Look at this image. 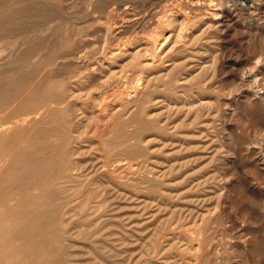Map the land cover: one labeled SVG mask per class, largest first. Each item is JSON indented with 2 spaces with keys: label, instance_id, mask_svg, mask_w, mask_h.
Returning a JSON list of instances; mask_svg holds the SVG:
<instances>
[{
  "label": "rangeland",
  "instance_id": "rangeland-1",
  "mask_svg": "<svg viewBox=\"0 0 264 264\" xmlns=\"http://www.w3.org/2000/svg\"><path fill=\"white\" fill-rule=\"evenodd\" d=\"M45 1L55 2V4H54L55 6L54 7L52 6V7L56 8V10L59 12L60 18L53 23L51 22L52 24L50 23V25L47 24L48 26L45 25L42 28V30L44 32L42 31V33H39V35L41 34L42 39L45 41V45H46V47L44 49L45 51H48V50L55 51L58 56L68 55L65 59H59L61 63H64V66H62V69H61V73L64 74V76H68L71 73L70 71H74V69H76V67L78 66V64H77V66H76V64L73 65L74 61L76 60L75 58L73 59V57L75 56L73 54L76 53L77 51L74 52V50L76 49V47H74V46L71 48L69 47L67 49H64V48H62L61 43L64 40L65 41H73L76 39L75 36H71V35H74V31H75L74 29L76 28V25H77L76 23H80V21H81L80 25L82 26L83 29H84L83 26L86 25L85 28L87 29V34L90 35V33L91 34L94 33L95 36L94 37L93 36L92 37L91 36L90 37L85 36L84 41L81 39L83 41L84 45L81 44L82 42H80V46L82 48L81 49L79 48V49L81 50L82 54L80 53L78 55H80L82 57L84 56L83 52L85 50L83 51V48H84L85 44L88 45V50L92 47L96 48V49L99 48L100 46H102L104 44V38H105L104 37L105 34L103 35L104 28H105L104 27L105 21L103 20L104 21L103 22L101 19L104 17V15H101L98 11H95L91 7L89 8V11H88V7H86V9H85V7H83V6H85V5L87 6V3H85V2H87L89 0H84V1L83 0H68V1L67 0H65V1L60 0L61 2H57L59 0H49V1L45 0ZM95 1H99V5H103V3L104 4L110 3L111 6L118 5V2H119V4H122V5L124 3V0H108V1L107 0H95ZM125 1L127 3H124V7L125 6H131V8H128L129 11H127V13L126 12L115 13L113 16V20H112L113 23H115L114 21L121 22L122 24L120 23L119 25H123V27H124L123 29H124L125 35L122 32V36H121L122 38H120V41H119L122 44V47H121L122 53L124 51H127L128 49L132 50V51L133 50L141 51L142 54L144 55V56H142V59L145 58L144 60L151 59L152 61H154L155 65H154V68L152 69V76L153 77L155 76V73L157 76L160 73H161L160 76L162 74H166L165 73V68H166L165 65L168 62L165 63V65H163V66H159L158 63H156V62H159L161 60L168 61L170 58V59L177 60V61L179 60L178 62H182V61L185 62L187 60V62L185 63V64H187V69L190 72L193 70V74H195V72L197 74H199L200 68L202 69V67H208L209 70H208V68L207 69L203 68L204 70L203 69L201 70L202 75H203V72L205 71V73H204L205 77L202 76L203 84H204V81L206 78L207 79L205 82H207L208 79H212V77H213V79L210 83L212 85L211 86L212 88H210V86L206 85V87H208V88H206V87L205 88L208 90H205L203 92L201 90V86H203V84L197 85L195 83L188 82L189 81L188 79H190V77L189 76L187 77V75H189L190 72L187 71L186 72L187 75L184 76L185 78H183V75H182L181 81L183 83L176 87L178 90L173 89V90L168 91V92H160V93L158 92L157 94H155V99H154L152 104H155L156 108L154 106L153 113H155V114L160 113L162 123H165L168 120L166 122V124H168L170 127L172 126L171 128H169V126H168L169 131L171 129H173L174 126H175V130H176L177 126L175 124H177L178 122L181 123V121H182V123L184 122V125H187V127L191 123H194L195 125L193 127L190 125L192 127L191 128L192 130H190L189 127L188 128L186 126L182 127L179 124V126H181L180 127L181 130L179 129L180 134L185 132L186 134L190 135V137H192V136H194V137L190 138L187 135L188 138L185 139L186 134L183 133L184 135H182V134L180 135L179 132H177L176 136H174V137H176V139L171 137V139H173V140L170 139V136H163L162 139H160V140L158 139L156 141V143H154V145H153L154 150L152 149L153 154L151 155V157H152L151 160L146 162L142 157L138 158L136 160V161H138L139 159L141 160V161L139 160L140 162L138 161L139 163H141L140 165H142L139 167H143V168H139L138 171H132L129 168H125V169H123V171L120 172V174H118L117 172L114 173V175L117 178L116 184L118 183V185L115 184V181L112 182L113 184L109 183L110 186L107 187V189H108V190H106L107 192H104L105 194L102 196V198H100V200H103V204L101 207H104L105 211L103 210L104 209L103 208L102 210L104 211V213L102 211H100V213L98 212L95 215L96 219H98L97 220L98 222H99L101 217H102V220H100V222H103L104 219H106V220L109 219L108 221L105 220L107 222V224L104 223L106 226H104L105 228L104 227L103 228L105 230L107 229V231H104V229H103L102 232L104 231V233H102V235L104 237L106 236L105 238H107V239L109 237H111L110 239H108V240H110V247H112L111 245L113 243H115V244H113V246H114V247H112L113 249L111 248L112 251L114 250L113 252L111 251V255H113L111 260H113L114 264H116V262L118 264H120V261L123 262V264H264V191H263L264 190V182H263L264 181V170H263L264 163L262 161L256 160L257 159L256 153L253 154L254 153L253 151H258L261 148L264 149V136H263L264 134H261V132L264 133V91H262V88L264 90V84H263V82H261V84L256 83V81L253 77L254 74L256 73L257 68H264V1L261 3V9L251 7V4L252 5L253 4H257V5L260 4L261 0H243V1H245V5H243L242 0H240V1L239 0H230V1L229 0H217V1L216 0H208V1L203 0V2L201 0V1H199L200 5H197L196 2H194V1H198V0H192V1L191 0H155L156 2L153 0H138V1L137 0L136 1L125 0ZM153 2H155V3H153ZM159 2H161V3H159ZM164 2H167L169 5L166 3H165L166 5L163 4ZM228 2L230 5L228 4ZM83 3H85V5ZM142 3H143V5H142ZM156 3L158 5L161 4L160 5L161 7L159 6V8H157L158 5ZM181 3H182V5H181ZM134 4H135V6H134ZM145 4H146V6H145ZM193 4L195 5V9H197L199 7L197 9V11H195ZM136 5H137V7H136ZM178 5H179V7H178ZM218 5H222V6H220L219 10H218V8H219ZM203 6H205V7H203ZM66 7H68V8L66 9ZM132 7H134V9L135 8L136 9L134 10ZM140 8H144L146 10L143 11L144 9L141 10ZM61 9H62V11H60ZM148 9H150V10H148ZM257 9H259V10H257ZM81 10H82V12H81ZM130 10H132V11L130 12ZM152 10L153 11L157 10L156 11L157 17L155 16V13H154L155 11L153 12ZM200 10H201V12H200ZM84 11H85V14L89 15L86 18L88 20V23L84 22ZM158 11L159 12L161 11L162 13L160 12L161 13L160 14ZM221 11H223L225 13L223 16H221V17H215L214 16L213 12L219 13ZM76 12H79L78 13L79 15ZM90 12H92V13H90ZM96 12H97V14H96ZM147 12H149V13L147 14ZM191 12H193V13H191ZM67 13L69 15L72 14L71 17ZM128 13H129V15H128ZM151 13H154V15H152ZM93 14H95L96 17ZM133 14L137 15L136 16L137 18L138 17H141V18L143 17L142 19L146 18L145 23H143V27H139V28L134 27L135 28L134 29L133 27H130V25L128 26V24L130 22V20H128V18L131 17ZM157 14L158 15H164V16H158ZM62 15L64 18L63 21H62ZM77 15L79 16V18H77L78 17ZM116 15L118 16V18L116 17ZM127 15H128V17H127ZM151 15L155 16L152 18L153 19L152 21H151V17H152ZM191 15L192 16L194 15L193 17H195V18L192 17L194 20L191 18ZM133 17L134 16H132V18ZM200 17H202V18H200ZM149 18H150V21H147V20H149ZM170 18H173V19L171 20ZM92 19L94 22L91 21ZM96 19L98 20V22ZM125 19H127V20H125ZM183 19H184V22L182 21ZM195 19H197V20H195ZM199 19L202 20V22ZM75 20H76V22H75ZM162 20L163 21L168 20L167 21L168 23H166V21L163 22ZM156 21H157V24H156ZM169 21L171 22V24ZM186 21L190 22L191 24L189 23V25H186ZM194 21H196L197 23L196 22L194 23ZM204 21H206V22H204ZM227 21H229L228 22L229 24L227 23ZM90 22H91V24H90ZM146 22H147V24H146ZM210 22L212 24V27H211ZM83 23L84 24L86 23V24L84 25ZM152 23H153V25H152ZM154 23H155V25H154ZM181 23H185V24H183L185 26H183ZM87 24H89V25H87ZM180 24L182 25L183 29H181ZM144 25H146V27ZM205 25H207V26L209 25L211 27L210 30L207 29L208 27ZM213 25L214 26L216 25V26L213 27ZM231 25H233V26H231ZM88 26H90L89 28H92V29L89 30V28H87ZM177 26H179V27H177ZM57 27H59V28H57ZM127 27L129 29H127ZM45 28H47V29H45ZM125 28H126V30H125ZM204 28L207 30L203 31ZM49 29H51V30H49ZM224 29H226V30H224ZM174 30H175V32H173ZM182 30H183V32H182ZM48 31H50V32H48ZM70 31H71V33H70ZM93 31H95V32H93ZM125 31H127V32H125ZM179 31L181 32V35H180ZM47 32L50 34H48ZM68 32L70 34H68ZM178 32H179V35H178ZM43 33H45V34L43 35ZM59 33H62V34L58 35ZM200 33L201 34L204 33V34L199 35ZM206 33H207V36H206ZM64 34H66V35H64ZM213 34H214V36H217V38L214 37ZM195 35L196 36L198 35V36L195 37ZM186 36H188L189 38ZM155 37H156V39H155ZM179 37L181 38V41H180ZM13 38L11 36L8 40L6 39V43H8V44L5 45L4 48L0 49V52H1L0 53V71L2 70L4 72V70H6V69H13L15 67L14 59L17 57V55L18 56L21 55L24 52V50L26 49L25 47H27V44L23 43L24 42V35L22 37L20 35L15 36V37L13 36ZM174 38H176L178 40V42ZM191 38H195L194 39L195 41L193 42V39L191 40ZM196 38L198 39V41ZM200 38H202V39L200 40ZM185 39H187V40H185ZM153 40L156 42L157 46L159 45L160 49H158L154 52L151 50V52L146 53V56H145L144 53L146 51L145 50L146 48H144V47L147 44L150 45V43ZM85 41H87V42H85ZM47 42H48V44H47ZM179 42H180V44H177ZM19 43H20V46H19ZM78 44H79V42H78ZM189 44H191V46ZM90 45H91V47H90ZM181 45L183 48L181 47ZM184 46H186V47H184ZM178 47L179 48L181 47L182 49L180 48L181 50H179ZM169 48H170V51H168ZM71 49H72V51H71ZM3 50H4V52H3ZM166 50H167V52L170 53L171 56L169 55V53L166 52ZM171 50L172 51L174 50V51L172 52ZM197 51H198V53H195ZM176 52H178V53H176ZM13 56H15V58ZM161 57H162V59H161ZM126 58H127V56L124 58H118L117 59L118 62L113 65L114 71L116 73L121 71L122 65H124L128 61V60H126ZM186 58H188L189 60ZM183 59H185V60H183ZM202 59L204 60V62L205 61L206 62L205 63L200 62V60L203 61ZM122 61H123V63H122ZM257 61H258V63H257ZM109 62H113V60H109ZM197 62H199V63H197ZM171 63L172 62H169V64H171ZM203 63H204V65H202ZM207 63L209 64V66ZM5 64H7V65H5ZM196 64H199L198 65L199 67ZM67 65L69 66V68H66ZM252 65H253V67H252ZM191 66H192V68L189 69L188 67H191ZM193 67L195 69H193ZM211 68H213V69L210 70ZM127 69L131 70V68H129V67ZM250 69L251 70L253 69L252 73H250L251 72ZM155 70H157V71H155ZM201 71H200V73H201ZM208 71H209V74H208ZM9 73L12 74L11 71ZM128 74H131V72H128ZM207 74H208V76H207ZM240 74H242V75H240ZM118 75H121V74H118ZM162 76L165 77V75H162ZM141 77H144V73L139 75V77H137V78H141ZM166 79H167V77H166ZM101 80L103 81V79H101ZM73 81H76V78ZM97 81H98L97 85L99 87L97 86L98 88L97 87L94 88L93 95L101 96V91L99 93V92H97V90L99 91V89L101 88L100 90H102L103 92H106V90L109 89L108 83H105L104 84L105 88H103V87H101V85H102L101 82L99 80H97ZM137 83L138 82L135 81V85ZM140 83H142V84H140ZM140 83H138L139 85L137 87L141 89L144 86V80L143 79L140 80ZM99 84H101V85H99ZM106 84H107V86H105ZM83 85H85V86H82V88H85V87L87 88L88 83L87 82L83 83ZM160 85H162V84H158V87ZM160 87H162V86H160ZM95 89H96V92H95ZM187 89H190V90L188 91ZM160 90H161V88H160ZM186 90H187V92H189L188 95H187ZM215 90L217 92H214ZM164 95H166V96H164ZM197 95H199V96H197ZM105 96L108 97L107 94H105ZM186 96H188V100H187ZM195 96L198 98L202 97V96L205 97V98L202 97L203 99L201 101L202 102L203 101L204 102L210 101L209 103L210 104L212 103L211 105H213L211 107L212 109L210 110L209 107H208L209 109L207 108L208 104L205 107L206 109L203 106L204 104L202 105L203 106L202 107L200 105L201 101L198 100V98L195 99ZM246 96H248V97L246 98ZM262 96H263V98H262ZM166 97H168V98H166ZM215 97H216V99H215ZM240 97L242 99H240ZM249 98H251V100H249ZM175 99H176V101H175ZM185 99L187 101V104H186ZM245 99H248V101ZM165 100H166V102H165ZM195 100H197L198 102H196ZM157 101H158L159 106L157 105ZM159 101L161 103L162 102L163 103L161 104ZM170 101H171V103H168ZM109 102H111L110 98H109ZM154 102H156V103H154ZM199 102H200V104H199ZM213 102H214V104H213ZM215 102H218V106H220V107L216 108V106H214ZM235 102L237 104H235ZM249 102H252V103H249ZM81 103H82V101H81ZM84 103L87 105L90 103V101L88 103V101L84 100ZM164 103H166V104H164ZM172 103L174 106L172 105ZM189 103H191V104H189ZM194 104H197V105H194ZM198 104H199V107H201V111L208 112L206 110H209L211 113L208 112L207 114H209V115L215 114L216 117H213V115H210V116L206 115V113H203L201 111H200V113H198V116L201 115V118L196 116L197 113L195 112V110L198 107ZM230 104H232V106L229 107ZM148 105H150V103H148ZM161 105H164V106H161ZM178 105H180V106H178ZM258 106H260L262 108H259ZM168 107H169V109H168ZM172 107L173 108L175 107L174 108V111L176 110L175 112L178 111L177 114L173 110H172L173 113L171 112ZM180 107H181V110H180ZM182 107H183V109H182ZM193 108H194V111H192ZM218 108L220 110H224V111L226 110L228 112V114H227L228 116L226 115V117H225L224 115L217 113L216 110H218ZM95 109L97 110L98 108H95ZM159 109L162 111H160ZM163 109L164 110L168 109V110H166L167 112L166 111L164 112ZM187 109H188V112L190 115L187 114ZM166 113L168 114V117L165 118V116H167ZM202 113H203V115H202ZM186 114H187V116H186ZM230 114H232V115H230ZM171 116L174 118H171ZM195 116L197 117V120L199 119V122H197V120H195L196 119ZM193 117L195 119H193ZM171 119H173V120H171ZM174 119H177L178 121L174 120ZM211 119H213L214 122ZM164 120H166V121H164ZM210 120H211V122H210ZM217 120H219V121H217ZM221 120H223V122ZM191 121H194V122H191ZM203 121L205 123H203ZM186 122H187V124H186ZM209 122L212 123L213 126L210 125ZM219 122H220V125H222V126L218 125ZM173 123H175L174 126H173ZM224 123L227 126V130L222 129ZM83 125H82V132L85 134V136L86 135L89 136V134H90L89 137L92 136L90 138L91 140L90 139L89 140L91 142L93 141L92 143L94 145L96 144L97 145V146L95 145L96 147H99V145L101 144L100 143L101 140H104V138H107L108 134H113V132H115V130L116 131L118 130L117 129L118 126H117L116 121H114V123H113L112 120L107 121V119H102L100 117L95 118L92 121L84 122ZM209 125H210V127H209ZM112 126L114 127L115 130L112 128ZM195 126L197 129L195 128ZM200 126H201V128H200ZM208 129H209V131H208ZM217 129H219V130H217ZM111 130H114V131L111 132ZM175 130H173V132H175ZM201 130L203 131V133H201L202 132ZM213 130H215L214 133H213ZM86 131H87V134H86ZM97 131H98V133H97ZM108 131H109V133H108ZM235 131H236V133H235ZM248 131H249V133L247 134ZM170 132H172V131H170ZM192 133H193V135H192ZM199 134H200V136H198ZM100 135H101V137H100ZM178 135H179V137H177ZM208 135H211V136H208ZM196 136H198V137H196ZM179 138L183 141L185 140L184 143H182L183 141L178 140ZM167 140H171V141H173V143L171 141L169 142ZM232 140H234V142ZM159 141H162V142L165 141L167 143L166 147H165V144H166L165 142L163 145V143H161V142L159 143ZM91 142L88 144L90 145ZM177 142L180 143V145H178ZM230 142H232V143H230ZM262 143H263V145H262ZM175 144H176V146H175ZM83 145H84V143H83ZM238 145H239V147H238ZM85 146H87V142L85 143ZM246 146H248L247 149H246ZM159 147H160V152H158ZM155 148L157 151H155ZM196 148H198V149H196ZM252 148L253 149L255 148V149L253 150ZM248 149L251 150L253 153L250 152ZM237 151H239V152H237ZM248 154H250V155H248ZM262 154L264 156V151L262 152ZM195 156L199 157L201 160ZM200 156H202V158ZM190 157L192 159L194 158L193 161ZM92 158L95 159L94 160V167L96 166V169H98L101 165L100 164L101 157H100L99 151H97L95 149V151L92 154ZM158 158L160 159V161H158L159 160ZM189 158L191 161L187 160ZM195 158H196V160H195ZM197 159H198V161H197ZM153 160L154 161L157 160L158 162L156 161L157 162L156 163ZM168 160H170L169 161L170 163L168 162ZM171 161H172V163H171ZM177 161H179V162H177ZM184 161H185V163L187 161V163H186L187 167L185 166ZM188 161H190L191 164ZM176 162H177V164L173 165ZM259 162H262L263 164H261V163L259 164ZM178 163H180L179 166H178ZM254 163H256L258 165V166H256V168H254L255 167ZM169 164H172V166L171 165L169 166ZM251 164L252 165L254 164V165L252 166ZM116 165L117 164H114V166H116ZM180 165L182 166L181 168H180ZM261 165H262V168L260 167ZM177 166H178V168H177ZM183 166H185V168ZM151 167L157 169V171H155V169H151ZM165 168L168 171H166ZM253 168H254V170H253ZM258 168H260V169H258ZM96 169L94 168L93 171H96ZM115 169H116V167H113L112 171L114 172ZM159 170H161V171H159ZM257 170L259 171V175H261L260 177L256 176V174L258 172ZM162 171L164 174H166V172L168 173V174H166L167 177L164 175L165 176L164 179H162L163 174L160 173ZM193 171H195V172H193ZM184 173H187L188 176L186 177V174H184ZM189 173L191 174L192 177L189 175ZM193 173L196 175L194 176ZM169 174H171L172 177ZM182 174H184L185 176ZM201 174L203 176H201ZM189 176H190V178H189ZM207 176H208V179L211 176H213V178L215 176V178L213 179V181L210 182L209 180H212V177L208 180V179H206ZM127 177H128V179H127ZM147 177L149 179H146ZM193 177H194V179H193ZM217 177H218V180L215 181L217 179ZM173 178H175L176 180ZM181 179H184V181L183 180L181 181ZM205 179L207 180L206 182H204ZM129 180L130 181L133 180L134 183H131ZM137 180H139V181L137 182ZM154 180H157V184H154L155 186H153V188L155 187L154 188L155 190L153 188H151L152 187L151 184L153 185ZM158 180H160L161 182H158ZM174 180H175V182H174ZM199 180H201V181H199ZM222 180H223V182H222ZM107 181L108 180H106V182ZM249 182L250 183L252 182V185ZM126 183L129 185H127ZM148 183H150V185ZM160 183L161 184L163 183L162 184L163 186H161ZM164 183H165V188H164ZM168 183L170 184L169 187H168ZM171 183L173 185L174 184L175 185L173 186ZM201 183H205L206 185L201 184ZM177 184H179V185L177 186ZM249 184L251 186H249ZM125 185H127L128 187H126ZM148 185L151 187H149ZM156 185H157V188H156ZM166 186L168 187V190H167ZM219 186H221V187H219ZM248 186H249V188H248ZM223 187H225V188H223ZM160 188H161V190H163V191L160 190L161 193L159 192V190H156V189H160ZM144 189H145V191H144ZM152 189H153V191H152ZM189 189L191 192L189 191ZM202 189L205 191H203ZM150 190H151V192H153L152 194H151ZM200 190H202V191H200ZM222 190L225 192H223ZM146 191L148 194L146 193ZM157 191H158V193H157ZM167 191H168V193H167ZM261 191H262V193H261ZM162 193H164L166 195L165 201H164V198L161 197V195H160ZM171 193L172 194L174 193L175 195H178V196L176 197L174 194L172 196ZM144 194H146V195L144 196ZM106 195H107V197H106ZM149 195H151L150 199H152V200H150L148 198ZM152 195L157 197V200H159L158 198H160V200H159L160 202L159 201L157 202L156 198H154V197L152 198ZM167 195H169L171 197V198L169 197L171 199V201H170V199H167L168 198ZM196 195H199V196L196 197ZM161 198H163V200ZM166 199L169 201H167ZM104 202H105V204H104ZM164 202H166V204ZM218 202H220V203L218 204ZM219 205H220V208L218 207ZM209 211H211V212H209ZM106 212H108V213H106ZM109 221L112 223H110ZM119 223H121V224L119 225ZM108 224H109V227H108ZM110 224L113 226L110 227ZM116 225L119 226L120 228L117 227ZM122 225H124V228L122 227ZM121 228H122V230H121ZM122 231H123V233H122ZM108 232L111 234V236H110V234H108ZM125 232H127V233H125ZM119 234L121 235L122 239L124 238V240L120 239ZM108 235H109V237H107ZM122 235H124L125 237L124 236L122 237ZM155 238H157V240L159 238V240L157 241ZM113 239H115V240L113 241ZM118 239L121 240V244H120V240L117 242ZM78 240H79V247H81V248H79L78 245H76L77 247H75V248H77V250L79 249L78 253L80 255V253L83 254V252L86 251L87 247L85 246L83 241L80 242V239H78ZM111 240L113 241V243H111L112 242ZM154 241L156 242V244L154 243ZM155 245H156V249H154ZM83 246H85V248ZM118 246H120V247H118ZM82 247L84 248L85 251L83 250ZM108 249H109V247H108ZM89 251L88 252L86 251L85 254H83L84 259L80 258V260H84L85 262L87 261L88 264H89V262H93V261H89V259H92V258L94 259V256L91 255L92 253ZM120 252H121V255H120ZM86 253L88 255H89V253H91L89 256H86L88 258V260L85 257V255H87ZM153 253H154V255H153ZM82 254H81V256H82ZM149 254H150V256H148ZM118 255H119V257H118ZM90 256L91 257L93 256V257L90 258ZM116 256L118 258H116ZM117 259H118V261H117ZM87 262L85 264H87ZM96 262H98V260ZM95 263H91V264H95Z\"/></svg>",
  "mask_w": 264,
  "mask_h": 264
},
{
  "label": "bare ground",
  "instance_id": "bare-ground-1",
  "mask_svg": "<svg viewBox=\"0 0 264 264\" xmlns=\"http://www.w3.org/2000/svg\"><path fill=\"white\" fill-rule=\"evenodd\" d=\"M134 1H136V0H134ZM153 1H155V0H153ZM199 1H201V0L194 1V2H196L197 5H200ZM263 1L264 0H261L260 4H258V5L257 4H253V5L251 4V7L261 9V3ZM57 2H61V1L59 0ZM155 2H153V3H155ZM202 2H203V0H202ZM85 3H87V6L85 5ZM85 3H83L85 5L83 7H85V9H86V7H88V11H89V8L91 7L95 11H98L101 15H104L103 18L100 17L102 19V21L103 20L105 21V22L104 21L103 22L106 25V26L104 25L105 28H104V33H103V35L105 34L104 35V37H105L104 38V44L97 49L92 47L89 50H88V45L85 44V46L83 48V51L84 50L86 51V52L85 51L83 52L84 56L82 57V56L78 55L81 53L80 49L82 47L80 46V42H82L81 44H83V41L85 40L84 37L85 36H87V37L88 36L89 37L95 36L94 33L93 34L90 33V35L87 34V29L85 28L86 27L85 24L88 23V20L86 18L89 15L85 14V11H84V22H86L85 24L83 23L85 25V26H83L84 29L80 25L81 21H80V23H76L77 25H76V28L74 29L75 30L74 35H71V36H75L76 39L73 41H65L64 40L65 42L63 41L61 43L62 48L67 49L69 47L71 48L74 46V47H76L74 52L77 51L74 54L72 52L71 53L73 55H75L74 57L72 56L73 59L74 58L76 59L74 61V63L72 62L73 65L76 64V66H77V64H78V66L76 67V69H74V71L69 70L71 73L68 76H64V74L61 73V69H62V66H64V63H61L59 59H65L68 55L58 56L55 51H52V50L45 51L44 50L46 47L45 41L42 39L41 34L39 35V33H42V31H43L42 28L45 25L48 26L47 24L50 25L51 22L53 23L60 18L59 12L56 10V8H53L55 6L54 5L55 2H47L45 0H0V49L4 48V46L8 44V43H6V39L8 40L11 36L13 38V36L15 37V36L20 35L22 37L24 35V42L23 43L27 44V47H25L26 49L24 50V52L21 55L18 56L16 54L17 55L16 58H15V56H13L15 58L14 59L15 67L13 69H6V70H4V72L2 70H1L2 72L0 71V264H85L87 261L85 262L84 260H80V258L84 259L83 254H85V252L86 251L88 252L89 250H90L89 252L92 253V254L89 253V255L91 254L94 256V259L92 258L93 256L92 257L90 256V258H92L93 260L89 259V261H93V262H89V264L95 263L97 260H98V262H96L95 264H98V263L99 264H114L113 260H111V258L113 257V255H111V251L113 249L112 247H114L113 244H115V243H113V241L115 239H113V241L111 240L112 241L111 243H113V244L111 245L112 247H110V240H108V239H110L111 237H109V235H108L107 237H109V238L107 239V238H105L106 236L104 237L102 235V233H104V231H107V229L106 230L104 229L105 228L104 226H106L104 223L107 224L106 221H108L109 219L108 220L104 219L103 222H100V220H102V217L101 218L99 217L100 218L99 222L101 223L100 224L97 221L98 219H96V216H95L98 212L100 213V211H102L104 213V211H105V208L101 207L103 204V200H100V198H102V196L105 194L104 192H107L106 191V190H108L107 187L110 186L109 183H112L115 181V184H116L117 178L114 175L115 172L120 174V172L123 171V169H125V168H129L132 171H138L139 168H143V167H139V166H142V165H140L141 163H139L141 160L139 159L140 160V161L138 160L139 162L136 160L138 158H141V157L146 162L151 160L152 159L151 155L153 154L152 149L154 150L153 145H154V143H156V141L158 139L159 140L162 139L163 136H170V139H171V137L176 139V137H174V136H176L177 132H179V134H180V131H179V129L181 130L180 127L181 126L187 127V125H184V122L182 123V121H181V123L183 125L179 122L177 123L178 125L173 123V126H174V124L177 126V128H176L177 131L175 130V126H174V128L170 130L172 132H170L169 128H171L172 126L170 127L168 124H166V122L168 121L167 119H166L167 121L164 120V121H166L165 123L161 122L160 113L158 111L157 112L159 114L153 113L155 104H152L154 99H155V94H157L158 92L159 93L160 92H168V91H171L173 89H177L176 87L183 83L181 81L182 75H183V78H185L184 76L187 75L186 72L189 71L187 69V64H185L187 62V60L185 62L184 61L178 62L179 60L177 61V60H173V59L169 58L168 61L161 60L159 62H156V63H158L159 66H163V65H165V63L168 62L166 64L167 66L165 65V67H166L165 73L166 74H162V75H165V77H164L162 75L160 76L161 73L158 74V76L155 73V76L153 77L152 76V69L154 68V65H155L154 61H152L151 59H146V60H144L145 58L142 59V56H144V55L142 54L141 51H135V50L132 51V50L128 49L127 51H124L122 53V49H121L122 44L119 41H120V38H122L121 37L122 32L125 35L124 29H123L124 27H123V25H119L121 22H117V21H114L115 23L112 22L113 16L115 13H117V12L118 13L119 12H123V13L126 12L127 13V11H129L128 8H131V6H125L124 7V3H127L125 0H124L123 5L119 4V2H118V5H116V6H111L110 3H105V4L103 3V5H99V1H95V0H89ZM159 3H161V2H159ZM165 3L168 4L167 2H164L163 4H165ZM242 3H243V5H245V1H243ZM228 4H229V2H228ZM142 5H143V3H142ZM160 5H158L157 8H159ZM181 5H182V3H181ZM134 6H135V4H134ZM145 6H146V4H145ZM193 6L195 9L194 4H193ZM220 6H222V5H218V7H219L218 10L220 9ZM136 7H137V5H136ZM178 7H179V5H178ZM203 7H205V6H203ZM67 8L68 7H66V9ZM132 8L134 9V7H132ZM140 9L142 10L144 8H140ZM197 9H195V11H197ZM145 10L146 9H144L143 11H145ZM148 10H150V9H148ZM201 10H200V12H201ZM257 10H259V9H257ZM60 11H62V9ZM131 11L132 10H130V12ZM156 11L154 12L155 16L157 13ZM81 12H82V10H81ZM76 13L78 14L79 12H76ZM90 13H92V12H90ZM129 13H128V15H129ZM148 13L149 12H147V14ZM154 13H151V14L154 15ZM191 13H193V12H191ZM96 14H97V12H96ZM213 14L215 17H221L225 13L223 11H221L219 13L213 12ZM71 15H69V16L71 17ZM93 15L96 17L95 14H93ZM128 15H127V17H128ZM132 16H134V17L132 18ZM132 16L128 18V20H130L128 26L130 25V27H133V28L134 27L135 28L143 27V23H145L146 18H144V19H142L143 17L137 18L136 17L137 15H135V14H133ZM155 16L151 17V21L153 20L152 18ZM158 16H164V15H158ZM193 16L191 15V18ZM116 17L118 18L117 15H116ZM202 17H200V18H202ZM77 18H79V16ZM193 18H195V17H193ZM63 19L64 18L62 15V21H63ZM93 19L91 21H93ZM170 19L172 20L173 18H170ZM184 19L182 20L183 22H184ZM197 19H195V20H197ZM125 20H127V19H125ZM147 21H150V18ZM165 21H166V23H168L167 22L168 20H165ZM165 21H163V22H165ZM200 21L202 22V20H200ZM75 22H76V20H75ZM97 22H98V20H97ZM195 22L196 21H194V23ZM204 22H206V21H204ZM228 22L229 21H227V23ZM189 23L190 22L186 21V25H189ZM90 24H91V22H90ZM146 24H147V22H146ZM156 24H157V21H156ZM170 24H171V22H170ZM181 24L183 25L185 23H181ZM210 24H211V22H210ZM87 25H89V24H87ZM152 25H153V23H152ZM154 25H155V23H154ZM182 25H181V29H183ZM90 26H88L87 28H89ZM144 26L146 27V25H144ZM183 26H185V25H183ZM205 26H207V25H205ZM215 26L213 25V27H215ZM231 26H233V25H231ZM59 27H57V28H59ZM177 27H179V26H177ZM207 27H208L207 29L210 30V28L212 27V24H211V27L209 25ZM45 29H47V28H45ZM90 29H92V28H89V30ZM127 29H129V28L127 27ZM207 29L204 28L203 31L207 30ZM49 30H51V29H49ZM125 30H126V28H125ZM224 30H226V29H224ZM95 31H93V32H95ZM48 32H50V31H48ZM125 32H127V31H125ZM173 32H175V30ZM179 32H178V35H179ZM182 32H183V30H182ZM70 33H71V31H70ZM70 33L68 32V34H70ZM207 33H206V36H207ZM44 34L45 33H43V35ZM48 34H50V33H48ZM61 34L62 33H59L58 35H61ZM202 34H204V33H202ZM202 34L200 33L199 35H202ZM64 35H66V34H64ZM180 35H181V32H180ZM188 36H186V37H188ZM197 36L195 35V37H197ZM213 36H214V34H213ZM214 37L217 38V36H214ZM155 39H156V37H155ZM174 39H176V38H174ZM187 39H185V40H187ZM192 39L194 42L195 38H191V40ZM201 39L202 38H200V40ZM180 41H181V38H180ZM197 41H198V39H197ZM78 42H79V44H78ZM85 42H87V41H85ZM177 42H178V40H177ZM47 44H48V42H47ZM177 44H180V42ZM189 45L191 46V44H189ZM19 46H20V43H19ZM90 47H91V45H90ZM181 47H182V45H181ZM184 47H186V46H184ZM144 48H146L145 49L146 51L144 53L145 56H146V53L151 52V50L154 52V51L160 49L159 45L157 46V44L154 40L150 43V45L147 44ZM180 48H179V50H181L183 47L181 49ZM71 51H72V49H71ZM168 51H170V48ZM3 52H4V50H3ZM166 52H167V50H166ZM167 53H169V52H167ZM176 53H178V52H176ZM195 53H198V51ZM169 55H170V53H169ZM126 56H127L126 60H128V61L124 65H122L121 71L116 73L114 71L113 65L118 62L117 61L118 58H124ZM161 59H162V57H161ZM186 59H188V58H186ZM109 60H113V62H109ZM183 60H185V59H183ZM169 62H172V63L169 64ZM200 62H204V60L203 61L200 60ZM122 63H123V61H122ZM197 63H199V62H197ZM204 63L202 65H204ZM257 63H258V61H257ZM5 65H7V64H5ZM196 65L198 66L199 64H196ZM208 66H209V64H208ZM128 67L131 68V70H128L127 69ZM252 67H253V65H252ZM66 68H69V66L67 65ZM188 68L190 69V68H192V66L188 67ZM203 68L207 69L208 67H202V69ZM193 69H195V68L193 67ZM202 69L200 68V71ZM212 69L213 68H211L210 70H212ZM208 70H209V68H208ZM252 70L250 69V71H251L250 73H252ZM10 71L12 74L9 73ZM155 71H157V70H155ZM200 71H199V74H197L196 72H195V74H193V70L191 72L189 71L190 73H189V75H187V77L189 76L190 79H188L189 80L188 82L195 83L197 85L198 84L202 85L203 84L202 76H204L205 71L203 72V75H202V71H201V73H200ZM128 72H131V74H128ZM142 73H144V77L137 78ZM118 74H121V75H118ZM208 74H209V71H208ZM208 74H207V76H208ZM240 75H242V74H240ZM166 77H167V79H166ZM253 77H254L256 83L261 84V82H263V84H264V68H257L256 73L254 74ZM75 78H76V81H73V80H75ZM101 79H103V81ZM142 79L144 80V86L142 85L143 87L140 89L137 86L139 85L138 83H140V80H142ZM206 79H205V81H206ZM212 79H213V77H212ZM212 79H208L207 82L204 81L203 86H201V90L203 92L205 90H208V89H206V88H208V87H206V85H208V86H210V88H212L211 87L212 85L210 84ZM97 80H99L101 82L102 85L101 84H99V85H101V87H103V88H105L104 84L108 83L109 89H107L106 92H103L102 90H100L101 88L99 89V91L97 90V92H99V93L101 91V96L93 95L94 88L98 86ZM135 81L138 82L136 85H135ZM86 82L88 83L87 88L86 87H85L86 89L82 88V86H85V85H83V83H86ZM140 84H142V83H140ZM158 84H162V85H160L162 87H160V86L158 87ZM105 86H107V84ZM160 88H161V90H160ZM187 90L189 91L190 89H187ZM187 90H186V92H187ZM262 91H264L263 88H262ZM95 92H96V89H95ZM214 92H217V91L215 90ZM105 94H107L108 97H106ZM188 94H189V92H187V95ZM164 96H166V95H164ZM197 96H199V95H197ZM202 97L198 98L195 96V99L198 98V100L201 101L203 98H205V97H203V98ZM247 97L248 96H246V98ZM109 98H110L111 102H109ZM166 98H168V97H166ZM186 98L188 100V96H186ZM251 98H249V100H251ZM262 98H263V96H262ZM215 99H216V97H215ZM240 99H242V98L240 97ZM84 100L88 101V103L90 101V103L86 105L84 103ZM245 100L248 101V99H245ZM81 101H82V103H81ZM175 101H176V99H175ZM185 101H186V99H185ZM195 101L198 102L197 100H195ZM165 102H166V100H165ZM207 102L208 101H206V102L201 101V104H200V102H199V104L201 106L204 104L203 105L204 108L208 104L207 108L209 107L211 110L212 109L211 107L213 105H211L212 103L211 104L209 103L210 101L208 103ZM148 103H150V105H148ZM154 103H156V102H154ZM168 103H171V101ZM249 103H252V102H249ZM164 104H166V103H164ZM186 104H187V101H186ZM189 104H191V103H189ZM199 104L195 110V112L197 113L196 116H198V113H200V111H201V107H199ZM213 104H214V102H213ZM235 104H237V103L235 102ZM157 105H158V101H157ZM172 105H173V103H172ZM194 105H197V104H194ZM161 106H164V105H161ZM178 106H180V105H178ZM214 106H216V108L220 107V106H218V102H215ZM230 106H232V104H230L229 107ZM258 107L262 108L260 106H258ZM95 108H98V109L96 110ZM155 108H156V106H155ZM174 108L173 107L171 108V112H172V110L174 111ZM168 109H169V107H168ZM168 109H166V110H168ZM182 109H183V107H182ZM188 109H187V114H189ZM166 110H164V112ZM180 110H181V107H180ZM160 111H162V110H160ZM192 111H194V108ZM206 111L211 113L209 110H206ZM216 111H217V113H220V114L224 115L225 117L228 114V112L226 110L225 111L220 110L219 108ZM177 112H175V113L177 114ZM201 112H203V111H201ZM208 112H203V113H206V115H209V114H207ZM203 113H202V115H203ZM187 114H186V116H187ZM210 115H213V114H210ZM230 115H232V114H230ZM172 116H171V118H174ZM196 116H195L196 119L194 117H193V119L197 120ZM99 117L102 119H107V121L112 120L113 123H114V121H116L117 126H118V128H117L118 130L116 131L114 129V127L112 126V128L115 130V132H113V134H108L107 138H104L102 136L104 138V140H101V142H100L101 144L99 145V147H96L97 145L95 144L96 145L95 146L92 143L93 141L92 142L90 141L91 140L90 138L92 136L89 137L90 134H89V136H87V135L85 136V134L82 132V125L84 122L92 121L93 119L99 118ZM166 117H168V114H167V116H165V118ZM198 117L201 118V115ZM213 117H216L215 114L213 115ZM177 119H174V120H177ZM213 119H211V120L213 121ZM171 120H173V119H171ZM211 120H210V122H211ZM219 120H217V121H219ZM221 121L223 122V120H221ZM191 122H194V121H191ZM197 122H199V119L197 120ZM203 123H205V122L203 121ZM179 124L181 126H179ZM186 124H187V122H186ZM190 125L193 127L195 124L191 123ZM190 125L188 127L190 130H192L191 129L192 127ZM210 125H212V123H210ZM210 125H209V127H210ZM218 125L222 126V125H220V122ZM168 126H169V128H168ZM195 128H196V126H195ZM200 128H201V126H200ZM222 129L227 130V126L225 125V123H224ZM114 130H111V132ZM173 130H175V132H173ZM217 130H219V129H217ZM208 131H209V129H208ZM214 132H215V130H213V133ZM97 133H98V131H97ZM108 133H109V131H108ZM183 133H185V132H183ZM183 133H181V134L184 135ZM201 133H203V131ZM235 133H236V131H235ZM248 133H249V131L247 132V134ZM86 134H87V131H86ZM200 134L198 136H200ZM261 134H264V133L261 132ZM187 135L188 134L185 135V137H186L185 139L190 137V135H188V137H187ZM192 135H193V133H192ZM198 136H196V137H198ZM208 136H211V135H208ZM100 137H101V135H100ZM177 137H179V135ZM192 137H194V136H192ZM192 137H190V138H192ZM171 140H173V139H171ZM171 140H167V141L170 142ZM178 140H181V139L179 138ZM181 141H183V140H181ZM184 141L182 143H184ZM232 141L234 142V140H232ZM86 142H87V146H85ZM90 142H91V144L89 145L88 143H90ZM160 142L163 143V145H164L165 141H163V142L159 141V143ZM171 142L173 143V141H171ZM83 143H84V145H83ZM230 143H232V142H230ZM166 145H167V143L165 144V147H166ZM178 145H180V143H178ZM262 145H263V143H262ZM175 146H176V144H175ZM238 147H239V145H238ZM247 147L248 146H246V149H247ZM95 149L97 151H99L100 157H101V161H100L101 165L98 169H96V166L94 167V160L95 159L92 158V154L95 151ZM196 149H198V148H196ZM155 151H157L156 148H155ZM249 151L252 152L251 150H249ZM263 151H264V149L261 148L258 151H253L254 153L253 152L252 153L253 154L256 153V158H257L256 160L262 161L264 163V156L262 154ZM158 152H160V147H159ZM237 152H239V151H237ZM250 154H248V155H250ZM195 157H197V156H195ZM200 157L202 158V156H200ZM190 158L187 160H190ZM197 158L200 159L199 157H197ZM193 159H192V161H193ZM198 159H197V161H198ZM195 160H196V158H195ZM156 161H154V162H156ZM158 161H160V159ZM169 161L170 160H168V162ZM172 161H171V163H172ZM179 161H177V162H179ZM190 161H188V162H190ZM177 162L174 163L173 165H176ZM262 162H259V164L260 163L263 164ZM184 163H185V161H184ZM186 163H187V161H186ZM186 163H185V166H186ZM114 164H117V165L114 166ZM179 164L180 163H178V166H179ZM190 164H191V162H190ZM254 164H255L254 168H256V166H258V165L256 163H254ZM170 165L172 166V164H169V166ZM181 165H180V168L182 167ZM178 166H177V168H178ZM185 166H183V167L185 168ZM113 167H116L114 172L112 171ZM260 167L262 168V165ZM94 168L96 169V171H93ZM254 168H253V170H254ZM151 169H155V168L151 167ZM258 169H260V168H258ZM263 170H264V167H263ZM155 171H157V169H155ZM159 171H161V170H159ZM166 171H168V170L166 169ZM193 172H195V171H193ZM160 173L163 174L162 179H164L166 174H168L167 172H166V174H164L163 171ZM184 174H186V177L188 176L187 173H184ZM184 174H182V175H184ZM257 174H256L257 177L261 176V175H259V171L257 172ZM169 175L171 176V174H169ZM189 175L191 176L190 173H189ZM195 175L196 174H194V176ZM190 176H189V178H190ZM201 176H203V175L201 174ZM128 177H127V179H128ZM211 177H212V180H209ZM211 177L208 179V176H207L206 179H208L211 182V181H213L215 176H214V178H213V176H211ZM146 179H149V178L147 177ZM173 179H175V178H173ZM193 179H194V177H193ZM206 179L204 180V182L207 181ZM106 180H108L109 182L108 181L106 182ZM175 180H174V182H175ZM182 180L184 181V179H181V181ZM217 180H218V177L215 181H217ZM138 181L139 180H137V182ZM199 181H201V180H199ZM130 182L134 183L133 180ZM158 182H161V181L158 180ZM222 182H223V180H222ZM148 184L150 185V183H148ZM154 184H157V180H154L153 185L151 184L152 187L149 185L148 186L153 188V186H155ZM162 184H161V186H163ZM201 184H205V183H201ZM250 184L252 185V182ZM250 184H249V186H251ZM116 185H118V183ZM127 185H129V184H127ZM127 185H125V186L128 187ZM169 185L170 184L168 183V187H169ZM178 185L179 184H177V186ZM221 186H219V187H221ZM249 186H248V188H249ZM168 187H167V190H168ZM156 188H157V185H156ZM164 188H165V183H164ZM223 188H225V187H223ZM153 189H152V191H153ZM156 190H159V192H160L161 188L156 189ZM202 190H200V191H202ZM144 191H145V189H144ZM161 191H163V190H161ZM189 191H190V189H189ZM203 191H205V190H203ZM150 192H151V190H150ZM223 192H225V191H223ZM146 193H147V191H146ZM152 193L153 192H151V194ZM157 193H158V191H157ZM167 193H168V191H167ZM261 193H262V191H261ZM173 194H172V196H173ZM145 195L146 194H144V196ZM160 195H161V197L164 198V201H165L166 195L164 193H162ZM167 196H168L167 199L171 198L169 195H167ZM175 196L177 197L178 195H175ZM197 196H199V195H196V197ZM106 197H107V195H106ZM150 197H151V195H149L148 198L150 199ZM153 197L156 198V200H157V197L152 195V198ZM163 198H161V199L163 200ZM158 199L160 200V198H158ZM150 200H152V199H150ZM159 200H157V202ZM167 201H169V200H167ZM170 201H171V199H170ZM164 203L166 204V202H164ZM219 203L220 202H218V204ZM104 204H105V202H104ZM218 207L220 208V205ZM209 212H211V211H209ZM106 213H108V212H106ZM110 223H112V222H110ZM120 224L121 223H119V225ZM112 226L113 225L110 224V227H112ZM108 227H109V224H108ZM117 227H119V226H117ZM122 227L124 228V225H122ZM103 229H104V231L102 232ZM121 230H122V228H121ZM122 233H123V231H122ZM125 233H127V232H125ZM108 234H110V233L108 232ZM110 236H111V234H110ZM123 236L124 235H122V237ZM119 237H120V239H122L120 234H119ZM78 239H80V242L83 241L85 246L87 247L86 251L84 250L85 246H83L84 248L82 247L85 252H83V254L80 253V255L78 253L79 249L77 250V248H75V247H77L76 245H78V247H79V240ZM120 239H118L117 242ZM155 239L157 240V238H155ZM122 240H124V238ZM158 240H159V238H158ZM155 241H154V243L156 244ZM120 244H121V240H120ZM108 247H109V249H108ZM118 247H120V246H118ZM79 248H81V247H79ZM154 249H156V245H155ZM81 254H82V256H81ZM89 255L88 254L85 255V257L89 256ZM120 255H121V252H120ZM153 255H154V253H153ZM148 256H150V254ZM118 257H119V255H118ZM118 257L116 256V258H118ZM87 260H88V258H87ZM117 261H118V259H117ZM121 263L123 264V262L120 261V264ZM87 264H88V262H87ZM116 264H118V263L116 262Z\"/></svg>",
  "mask_w": 264,
  "mask_h": 264
}]
</instances>
